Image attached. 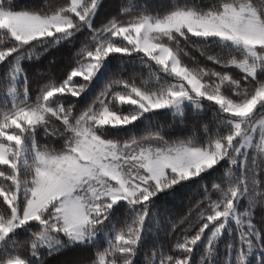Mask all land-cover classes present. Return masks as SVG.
I'll use <instances>...</instances> for the list:
<instances>
[{"label":"snow or ice","instance_id":"1","mask_svg":"<svg viewBox=\"0 0 264 264\" xmlns=\"http://www.w3.org/2000/svg\"><path fill=\"white\" fill-rule=\"evenodd\" d=\"M54 257L264 264V0H0V264Z\"/></svg>","mask_w":264,"mask_h":264},{"label":"trees","instance_id":"2","mask_svg":"<svg viewBox=\"0 0 264 264\" xmlns=\"http://www.w3.org/2000/svg\"><path fill=\"white\" fill-rule=\"evenodd\" d=\"M32 2H36V3H43L44 0H20V3H32ZM154 3H158L160 2V0H153ZM226 242V241H224ZM221 244V247H223V243ZM66 257H54L53 260H52V264H60V261L65 259Z\"/></svg>","mask_w":264,"mask_h":264}]
</instances>
